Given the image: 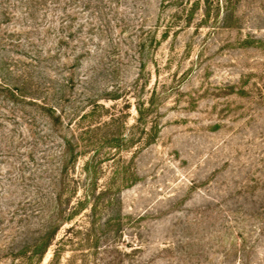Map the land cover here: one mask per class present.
Masks as SVG:
<instances>
[{"label": "rangeland", "instance_id": "obj_1", "mask_svg": "<svg viewBox=\"0 0 264 264\" xmlns=\"http://www.w3.org/2000/svg\"><path fill=\"white\" fill-rule=\"evenodd\" d=\"M81 5L64 11L60 0L44 24L51 30L43 50L53 54L61 29L76 30L55 66L80 46L78 38L89 52L76 87L66 90L60 133L50 132L44 145L31 140V157L27 142L0 157V264H21L20 254L54 212L51 173L41 158L59 155L64 131L77 138L80 128L111 118V131L122 133L113 153L104 130L83 136L102 158L98 193L110 191L96 215L90 201L64 224L41 264L59 248L61 264H264V0H95L87 11ZM93 27L95 35L88 34ZM92 69L87 92L81 85ZM90 94L100 105L84 112ZM140 103L148 124L136 127ZM48 122L38 119L33 130L48 129ZM92 150L70 165L66 196L76 183L79 189L65 216L85 198L83 167ZM113 218L121 226L97 244L76 235L89 222ZM111 245L118 253L110 254Z\"/></svg>", "mask_w": 264, "mask_h": 264}, {"label": "trees", "instance_id": "obj_2", "mask_svg": "<svg viewBox=\"0 0 264 264\" xmlns=\"http://www.w3.org/2000/svg\"><path fill=\"white\" fill-rule=\"evenodd\" d=\"M93 1L95 0H69V2L68 0H64V11L68 5L70 7L77 5L75 7H78L79 3L82 4L80 7L84 11L93 9L91 6ZM50 4L56 6L60 4V0H0V157H9L26 142L32 147L28 153L31 157L33 156L32 150L35 146L33 142H36L37 145H44L50 136V132L60 133V126H62V122L66 121V118L63 117L65 109L63 110L62 108L67 98L66 90L76 87L75 76L77 69L80 68L82 70V61L86 58V54H89L86 51L84 40L78 38L80 46H75L72 54L64 52L68 60L62 65L60 63L58 66L54 65L55 59L61 55L60 51L62 47L64 46V51L69 48L71 41L77 39V35L73 26L69 28L63 27L58 36V52L53 54L52 50H43L48 43V34L51 30V25H44L48 16V7L51 6ZM68 19L69 21H74V18L70 16ZM64 20H66V16ZM91 25L94 26V24ZM95 30L94 27L91 28L88 34L95 35L93 34ZM98 31H103V29H98ZM77 33H80V31L78 30ZM78 47H81L79 52H77ZM63 71L66 76L59 79L57 75L62 74ZM86 72L81 86L83 90L88 92L93 83L94 74L92 73L95 72V69ZM95 97L90 94L85 102H83L81 109L84 112L87 109L93 108V110H96L99 107L100 104L95 100ZM145 105L144 103H140L137 108L139 117L136 127L148 124L146 118L148 109H145ZM153 105V103H150V106ZM101 107L106 109L104 106ZM72 113L76 116L78 112L75 109ZM93 113L95 111L89 114L86 112L77 119L84 121L90 116H94ZM40 118L47 119L49 125L46 126L48 129L46 128L38 133L33 129ZM69 122H71L70 119ZM97 123V126L94 128L92 125L83 130L80 128L77 138L74 133L69 137L66 131H64V135H59L63 142L59 155L49 154L41 158L47 165V170L44 172L51 173L47 178L51 188V198L49 196L47 198L49 202L55 203L54 212L42 224L41 228L35 232L33 241L29 247L20 254L21 264H41L64 224L71 222L81 211L85 210L86 205L90 201L94 203L92 204V214L96 215L97 202L110 191V188H106L105 191L98 193V173L102 170V168L100 169V164H102L100 160L102 161V158H99L100 155L96 149H91L90 144H85L83 136H88L91 133L96 134L97 131L104 130V144L111 151L120 147L116 143L117 139L122 136V133L111 131L114 124L112 118L110 121ZM20 127L26 128L29 134L28 137L24 135L22 130L21 134L18 135ZM69 128V123L66 126L64 125V130H68ZM78 147L79 150H77ZM84 149L94 151V156L88 159L83 167L85 180L82 185L85 187V198L83 200L77 199V204L73 206L71 214L65 216L67 213L65 209L66 205L72 202L71 197L74 198L78 195L79 189V183H76L77 186L69 192L68 197L66 196L68 194H66L65 187L68 184L70 185V182H68L70 165L77 162L85 153H90L85 152ZM42 175H45V173ZM121 222L117 218L109 219L102 225H97L96 222H89L90 227L86 228L84 232L81 230L76 231V235L84 236L83 241L88 243L94 237L97 244L103 235L114 232L113 227L115 225L121 226ZM98 230H100L99 234L96 233ZM70 231L75 230L71 228ZM108 249L110 254L112 252L118 253V250L112 245ZM133 250L136 252L138 249ZM130 255L131 253L124 254L127 257ZM61 256L62 253L59 248L54 252L50 264H61ZM76 258L77 256L74 257V259Z\"/></svg>", "mask_w": 264, "mask_h": 264}]
</instances>
